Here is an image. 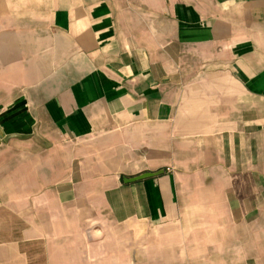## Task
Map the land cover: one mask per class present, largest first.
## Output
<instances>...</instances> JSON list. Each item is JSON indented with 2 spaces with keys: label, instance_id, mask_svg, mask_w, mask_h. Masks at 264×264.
<instances>
[{
  "label": "crops",
  "instance_id": "obj_1",
  "mask_svg": "<svg viewBox=\"0 0 264 264\" xmlns=\"http://www.w3.org/2000/svg\"><path fill=\"white\" fill-rule=\"evenodd\" d=\"M0 132V264H264V0H0Z\"/></svg>",
  "mask_w": 264,
  "mask_h": 264
},
{
  "label": "water",
  "instance_id": "obj_2",
  "mask_svg": "<svg viewBox=\"0 0 264 264\" xmlns=\"http://www.w3.org/2000/svg\"><path fill=\"white\" fill-rule=\"evenodd\" d=\"M1 137H2V134H1V132H0V138H1ZM160 173H162V172L154 173V174H143V175L138 176V177H136V178H133V179H131V180H129V181L133 182V181H137V180H143V179H146V178H150V177H154V176H156V175H159Z\"/></svg>",
  "mask_w": 264,
  "mask_h": 264
}]
</instances>
